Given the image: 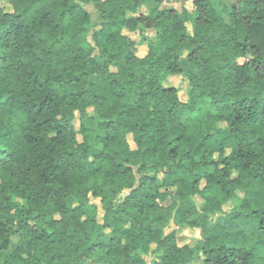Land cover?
Masks as SVG:
<instances>
[{"label": "trees", "instance_id": "trees-1", "mask_svg": "<svg viewBox=\"0 0 264 264\" xmlns=\"http://www.w3.org/2000/svg\"><path fill=\"white\" fill-rule=\"evenodd\" d=\"M165 2L0 6V264H264V0Z\"/></svg>", "mask_w": 264, "mask_h": 264}, {"label": "rangeland", "instance_id": "rangeland-1", "mask_svg": "<svg viewBox=\"0 0 264 264\" xmlns=\"http://www.w3.org/2000/svg\"><path fill=\"white\" fill-rule=\"evenodd\" d=\"M192 1L193 0H166V2L163 4V7L165 8H175L177 10H181L182 8L187 9L189 12L193 11V5H192ZM238 0H214V7L216 9V11L218 12V14L226 21L229 22L231 19V6L232 5H236V2ZM0 6L3 8V10L5 12H10L11 8L10 5L8 3V0H0ZM150 9H153L156 7V5L154 3H149ZM90 8V7H89ZM91 9V8H90ZM149 12V9L147 8H143L140 11L137 12L136 15H140L142 13L146 14ZM187 30L191 33V26L190 24L186 25ZM123 34L134 40L137 44L136 47V54L139 57H142L145 55L147 49H146V43L143 41V38H146L147 40H153L155 38V33L151 32V31H144L141 29V26L137 24V22H135L134 20H131L127 26V28L123 31ZM170 81L166 82V84L171 85L176 87L180 93L179 96L182 100L186 99V86H185V82L182 79L181 76H175V75H171L169 74ZM88 115L90 117L94 116V112L91 109L87 110ZM76 119L73 123V127L74 130L77 134V140L80 142L81 141V136H80V123H79V114L76 112ZM88 127L94 128L95 125L92 121L87 123ZM220 129H223V134L226 136L228 133L226 131V127L225 125H218ZM129 144L131 146V148H134V145L132 144V142L130 141L129 138ZM95 150H100L99 147H97ZM162 181V176H158V183H160ZM260 198H257L256 202L260 203ZM19 206H21L20 204H24L25 202L20 201L19 199H17ZM196 204L198 205V207L200 208L202 206V201L199 198H195ZM171 202L170 199H168L166 202H164L165 205H169ZM68 205L70 207H74L76 206L75 202H68ZM89 207L91 208V210L95 213L96 215V220L99 223H102V217H103V211L100 205V202L98 200L92 199L90 198L89 200ZM233 206L231 205V203H227L223 206L222 208V212L219 214V216H224L227 214H231ZM196 219L200 220L201 217H197ZM195 220V219H194ZM157 228H160L164 233H170L171 231L177 230L178 226L177 224H175V222H171V224L169 225H157ZM201 236L200 234V230L199 229H183L182 231L177 230V240L179 245H184V244H189V245H193L197 239H199ZM14 242V240L12 241V243ZM146 260L148 262H150L152 259L158 260L157 257H153V255L145 257ZM192 264H201V257H198Z\"/></svg>", "mask_w": 264, "mask_h": 264}, {"label": "crops", "instance_id": "crops-1", "mask_svg": "<svg viewBox=\"0 0 264 264\" xmlns=\"http://www.w3.org/2000/svg\"><path fill=\"white\" fill-rule=\"evenodd\" d=\"M170 77H172V76H168V77H166L164 80H163V86L164 87H174V86H171V85H168V84H166V82L168 81H170V79H173V78H170ZM176 88V87H175Z\"/></svg>", "mask_w": 264, "mask_h": 264}]
</instances>
